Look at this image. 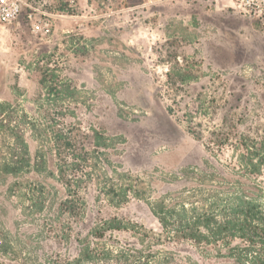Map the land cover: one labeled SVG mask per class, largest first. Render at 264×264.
Listing matches in <instances>:
<instances>
[{
  "label": "rangeland",
  "instance_id": "rangeland-1",
  "mask_svg": "<svg viewBox=\"0 0 264 264\" xmlns=\"http://www.w3.org/2000/svg\"><path fill=\"white\" fill-rule=\"evenodd\" d=\"M231 5L88 0L48 38L24 14L0 22V264H69L88 249L119 258L82 264H124L161 207L263 199L264 21ZM77 133L85 161L62 165L56 138Z\"/></svg>",
  "mask_w": 264,
  "mask_h": 264
},
{
  "label": "trees",
  "instance_id": "trees-1",
  "mask_svg": "<svg viewBox=\"0 0 264 264\" xmlns=\"http://www.w3.org/2000/svg\"><path fill=\"white\" fill-rule=\"evenodd\" d=\"M211 134L216 141L223 142L218 137L220 132L212 131ZM86 136V133H81L56 138L57 157L62 165L73 166L85 161ZM224 136L227 138L226 133ZM58 176L70 185V178L74 174L60 168ZM79 195L78 190H69L68 197L61 203L65 214L74 217L79 214ZM208 207L198 209L183 204L178 209L161 207L163 211H155L158 231L140 233L150 244L147 248H135L133 251L125 249L129 253L123 260L124 264H178L176 261L180 259L177 254L181 250L193 251L198 264H264V197L261 200L239 191L232 197L213 201ZM117 253L112 255L107 250L100 256L94 249H88L81 254L83 256L72 259L69 264H82L84 256L95 261L110 260L109 255L117 259ZM90 260L88 264H95Z\"/></svg>",
  "mask_w": 264,
  "mask_h": 264
},
{
  "label": "built area",
  "instance_id": "built-area-1",
  "mask_svg": "<svg viewBox=\"0 0 264 264\" xmlns=\"http://www.w3.org/2000/svg\"><path fill=\"white\" fill-rule=\"evenodd\" d=\"M158 2L162 0H149ZM64 0L65 8L50 10L46 0H0V22L3 25L14 24L24 14L27 26L34 35L48 38L52 34L54 21L62 18H75L80 9L88 7V0ZM232 9L244 15H250L264 21V0H232Z\"/></svg>",
  "mask_w": 264,
  "mask_h": 264
},
{
  "label": "crops",
  "instance_id": "crops-1",
  "mask_svg": "<svg viewBox=\"0 0 264 264\" xmlns=\"http://www.w3.org/2000/svg\"><path fill=\"white\" fill-rule=\"evenodd\" d=\"M217 5H219V0H216Z\"/></svg>",
  "mask_w": 264,
  "mask_h": 264
}]
</instances>
